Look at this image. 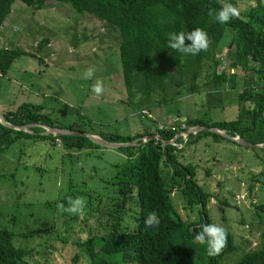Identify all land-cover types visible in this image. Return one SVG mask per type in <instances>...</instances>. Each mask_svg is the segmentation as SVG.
Returning a JSON list of instances; mask_svg holds the SVG:
<instances>
[{
    "label": "rangeland",
    "instance_id": "obj_1",
    "mask_svg": "<svg viewBox=\"0 0 264 264\" xmlns=\"http://www.w3.org/2000/svg\"><path fill=\"white\" fill-rule=\"evenodd\" d=\"M235 1L238 9L256 3ZM102 23L63 3L48 1L40 10L33 11L15 1L0 26V48L19 46L32 55H21L9 72L0 76V108L25 102L40 105L43 112L59 117L63 123L76 122L92 133L117 135L152 131L158 123L161 129L173 119L182 120L181 115L210 121L233 120L243 115L238 108L237 90L227 84L211 86L210 92H202L207 91L204 89L180 95L167 105L152 108L150 116L138 113L140 98L128 97L119 54L114 50L119 36ZM232 33H227L228 38ZM87 36L96 38L95 42L85 40ZM42 38H49L48 45L37 47ZM224 56L221 54V59ZM89 68L95 71L91 78H86ZM97 80L104 89L99 96L91 91ZM203 80L204 77L198 80L200 86ZM236 81L241 86V80ZM184 131L170 140L177 148L187 140ZM178 137L182 141L174 143ZM191 137L184 149L178 151L177 160L195 166L196 183L212 195L207 202L211 224L230 233L236 247L224 254L222 262L235 264L262 241L264 151L226 140L218 142L212 136ZM125 161L126 156L114 148L66 150L48 139L23 136L0 152V223L16 234L17 246L34 247L25 264H89L79 245L88 237L84 229L99 227L97 237L107 232L101 220L87 218L86 214L95 208L100 195L103 198L115 190L110 181L117 165ZM77 197L84 200L83 210L64 211L69 199ZM258 204L263 208L255 209ZM175 205L183 219L198 218L195 210L188 212L183 208L179 195ZM124 224L132 225V219L125 217ZM30 231H35L33 236L23 238ZM200 261L194 259L190 264Z\"/></svg>",
    "mask_w": 264,
    "mask_h": 264
},
{
    "label": "trees",
    "instance_id": "obj_2",
    "mask_svg": "<svg viewBox=\"0 0 264 264\" xmlns=\"http://www.w3.org/2000/svg\"><path fill=\"white\" fill-rule=\"evenodd\" d=\"M15 1L23 2L33 11L40 10L48 1L63 3L74 12L94 16L117 32L119 41L114 50L119 54L122 81L129 98H140L138 113H151L155 106L167 105L183 94L192 95L204 89L207 91L202 92H210L211 86L227 84L237 90L238 108L243 115L233 120L210 121L186 116L182 120H171L161 129L156 124L154 130L134 135L92 133L79 123H63L59 117L43 112L42 106L31 103L0 108L6 122L14 126L31 125V132H25L0 123V152L20 136L48 139L66 150L103 147L83 135H44L42 126L87 132L112 143L135 142L114 148L126 156V161L117 165L110 181L115 190L103 198L100 195L95 208L86 214L87 218L101 220L107 232L97 237L99 227L84 229L88 237L79 245L85 250L89 264H190L194 259H201L196 264H223L224 254L236 248L230 233L225 231V246L215 256L207 255L206 245L193 242L200 226L211 224L207 202L212 195L196 183L195 166L179 163L177 154L190 142L191 136H212L218 142L238 143L202 130L189 133L183 146L177 148L172 143L163 145L153 135L170 141L188 127L203 126L224 130L231 137L238 135L253 144L264 143V0H256L255 5L243 9L237 8L235 0H0V26L11 13ZM225 2L236 7L239 16L221 25L214 21L209 11L214 12ZM195 28L207 33L206 49L192 55L167 46L168 33ZM229 31L233 32L230 38ZM95 34L97 36L99 31ZM95 39L85 38L90 42ZM48 41L49 38H42L37 47L48 45ZM190 43L185 40L186 45ZM225 46L233 59L230 68L236 69L235 73H227L222 66L220 55L225 53ZM24 54L32 55L19 46L0 48V76H5L15 59ZM202 77L200 86L198 80ZM237 79L241 80V86ZM149 135L152 137L142 142ZM179 141L181 137L174 143ZM252 149L264 151V147ZM175 193L182 199L183 208L197 212L196 220H185L179 215ZM254 208L263 207L258 204ZM151 212L156 213L159 224L145 228L144 219ZM125 217L132 219V225L124 224ZM33 232L24 233L23 238L33 236ZM15 235L0 223V264H25L26 258L33 254V246L14 243ZM261 238L260 246L245 252L235 264H264V230ZM46 240H39V243H47Z\"/></svg>",
    "mask_w": 264,
    "mask_h": 264
},
{
    "label": "clouds",
    "instance_id": "obj_3",
    "mask_svg": "<svg viewBox=\"0 0 264 264\" xmlns=\"http://www.w3.org/2000/svg\"><path fill=\"white\" fill-rule=\"evenodd\" d=\"M209 15L213 17L216 23L223 25L228 22L230 18L238 17L239 10L231 3L225 2L214 12L210 10ZM186 39L191 43L186 45ZM167 46L177 52L196 55L201 50L208 47L207 33L200 28H195L188 32H170L167 34ZM94 71V68H89L85 73L86 78H91ZM91 91L97 96L103 93L104 89L99 80L92 85ZM68 203L69 206L64 209L66 212L80 213L84 208V200L80 197L75 199L70 198ZM158 224L159 218L155 212L147 214L144 219L145 228L156 226ZM200 227L201 230L195 234L193 242L196 244L206 245V252L208 256L217 255L225 246V230L215 224H205Z\"/></svg>",
    "mask_w": 264,
    "mask_h": 264
},
{
    "label": "water",
    "instance_id": "obj_4",
    "mask_svg": "<svg viewBox=\"0 0 264 264\" xmlns=\"http://www.w3.org/2000/svg\"><path fill=\"white\" fill-rule=\"evenodd\" d=\"M227 55V53H226ZM223 57V63H224V68H228L229 67V62H231V60H229L227 58V56ZM0 123H2L3 125H5L8 128L11 129H15V130H22L25 132H31V130H29L31 125H26V126H14L8 122H6L3 118V116L0 114ZM44 128V131L42 132V134L44 135H48V134H53V135H83L87 138H89L93 143H96L98 145H101L103 147H108V148H118L121 146H127V145H133L134 143H112V142H107L105 140H103L102 138H100L97 135L91 134V133H87V132H78V131H74V130H69V129H64V128H55V127H45L42 126ZM202 130H207V131H211L213 133H217L219 135H222L232 141H235L236 143L246 146V147H250V148H263L264 147V143L261 144H253L250 143L244 139H242L241 137H239L238 135H236V137H231L229 136L226 131L224 130H220V129H216V128H209V127H203V126H195V127H188L184 132L186 134L189 133H197L199 131ZM156 139L160 140L162 142L163 145H167L169 143H171L170 141H164L161 139V137L158 134L153 135ZM150 137H152L151 135L146 136L144 140H142V142H146Z\"/></svg>",
    "mask_w": 264,
    "mask_h": 264
},
{
    "label": "crops",
    "instance_id": "obj_5",
    "mask_svg": "<svg viewBox=\"0 0 264 264\" xmlns=\"http://www.w3.org/2000/svg\"><path fill=\"white\" fill-rule=\"evenodd\" d=\"M223 50L225 51V53L227 52V58L229 59V60H231V62H229V67L227 68V73H235L236 72V69H234V68H230V65H231V63L233 62V59H232V57L230 56V54H229V52H228V47H224L223 48ZM225 53L224 54H222V56H224L225 55ZM222 59H223V57H222ZM222 66H224V63L222 64ZM182 117H186V116H183V115H181ZM174 120V119H173ZM159 124V123H158Z\"/></svg>",
    "mask_w": 264,
    "mask_h": 264
},
{
    "label": "built area",
    "instance_id": "obj_6",
    "mask_svg": "<svg viewBox=\"0 0 264 264\" xmlns=\"http://www.w3.org/2000/svg\"><path fill=\"white\" fill-rule=\"evenodd\" d=\"M143 113H145V114H147V115H149L150 116V114L147 112V111H143ZM58 141V140H57Z\"/></svg>",
    "mask_w": 264,
    "mask_h": 264
}]
</instances>
